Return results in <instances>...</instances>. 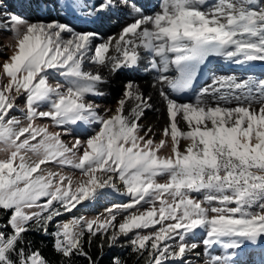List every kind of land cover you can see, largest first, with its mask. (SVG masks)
<instances>
[{
	"label": "snow or ice",
	"instance_id": "6c2138e0",
	"mask_svg": "<svg viewBox=\"0 0 264 264\" xmlns=\"http://www.w3.org/2000/svg\"><path fill=\"white\" fill-rule=\"evenodd\" d=\"M77 6L126 19L105 37L0 0V264H100L115 247L127 256L111 264H242L264 246V78L196 84L211 58L264 62V0ZM141 68L167 116L159 132L143 122L153 96L136 79L114 106L96 102L113 76ZM108 190L126 202L59 219ZM33 233L52 237L58 261Z\"/></svg>",
	"mask_w": 264,
	"mask_h": 264
},
{
	"label": "bare ground",
	"instance_id": "6f19581e",
	"mask_svg": "<svg viewBox=\"0 0 264 264\" xmlns=\"http://www.w3.org/2000/svg\"><path fill=\"white\" fill-rule=\"evenodd\" d=\"M52 1L53 0H47V5H45L44 0H40V6H42L44 10L48 12V15H46L49 16L48 18L58 17L65 22H70L73 26L77 28V30H97L101 33L102 36L105 37L117 33L126 19L124 13L119 10H110L108 12H105L104 14H101L98 18L89 17L88 15H86L87 7L81 8L77 6L79 4H83L85 6L90 7L92 5L98 4L99 0H69V3L73 5L71 8H66L64 6L65 0H56V2L59 3V7H53ZM148 1L149 3L147 1L143 2L142 0H140V2L144 4L146 8H152L156 3V0H148ZM219 64H225L227 67H229L228 69L230 70L232 68L242 69L244 71L249 72V75H253L255 77L256 76L258 77V74L264 73V71H262L264 69V62H252L250 65L238 66L225 62L220 58H216L215 61L212 60V62L209 63L206 67L205 74H207V80H208L207 83H210L209 77L211 73H217L216 66ZM252 72H255L257 75L251 74ZM126 73L127 72H121L120 75L118 73L115 76H113L110 79L109 83L104 86L103 90L106 93L108 92L113 94L114 93L113 89L110 92V86L117 83L119 84L124 83L125 77H127ZM131 76H133L143 86L146 93H151L153 96L152 99L153 109L147 111L144 118L147 120H150L151 118L153 119V115L151 114H156L154 113L157 112L156 109H160V112L157 113L159 114V118L161 120L160 123L164 126L163 123H166L167 116L163 110V104L161 98L159 97L158 92L151 87L154 73L145 72L143 68H141L138 69L136 72H132ZM205 79L206 78H202L198 80V84L196 86L197 89H199L205 84L204 83ZM100 202L101 201L98 202V205Z\"/></svg>",
	"mask_w": 264,
	"mask_h": 264
},
{
	"label": "rangeland",
	"instance_id": "374dc122",
	"mask_svg": "<svg viewBox=\"0 0 264 264\" xmlns=\"http://www.w3.org/2000/svg\"><path fill=\"white\" fill-rule=\"evenodd\" d=\"M35 4H37L36 0H5V5L9 10H14L15 12L22 14L23 16L29 19H35L38 17L36 13H34L35 11L34 9H36V7L35 6L33 7V5ZM26 9H28L27 12L30 10L31 15L28 12L30 16H26V14L25 15L23 14V13H26L25 11ZM21 11L23 13H21ZM8 35L9 33L7 32H0V36L7 37ZM217 72L218 74H230L232 72L234 74H239L240 76L249 75V72L247 71H239L236 69H233L232 71H227L225 69H218ZM251 74L257 75L255 72H252ZM126 75L127 77H125V81L129 78L135 79L134 77L131 76L132 72H127ZM258 75H259V78H264V73H261ZM112 89L114 92L113 94L107 92V95L105 97L98 98L96 102L102 105L114 106L116 99L120 96V94L123 91V83L122 84L117 83V84L110 86V92ZM154 113H156L157 115L150 113L151 115H153V119L151 118L152 120L151 119L147 120L144 118L143 122L145 124H153L155 126V129L159 132V130H162L163 125L160 123L161 120L159 118V114L157 112H154ZM159 126H162V127H159ZM99 201L101 202L98 205ZM111 202H116V203L126 202V198L121 197L119 194L114 193L111 190H108L105 193V195L99 198L97 201L91 202V203H85L83 207L78 206V209L73 210L72 214H65L59 219L67 220V219H70L71 215H77V216L84 215L86 217H93L103 212L104 208L107 207ZM198 250L201 252V259H202L203 258V247L201 246V248ZM222 251H223L222 249L217 247L216 254H221ZM238 260L239 262H242V264H264V246H251L250 245L248 248L244 249V251L238 258Z\"/></svg>",
	"mask_w": 264,
	"mask_h": 264
},
{
	"label": "trees",
	"instance_id": "16d2710c",
	"mask_svg": "<svg viewBox=\"0 0 264 264\" xmlns=\"http://www.w3.org/2000/svg\"><path fill=\"white\" fill-rule=\"evenodd\" d=\"M31 238L36 242V246L42 248V254L49 258L52 261H58V255L54 252L52 248V237L51 236H43L42 234L33 233ZM42 242V243H41ZM93 256L97 255V249L95 247L92 248ZM116 255L127 256L126 250H123L119 247H115L112 249H105V254L100 260V264H111L112 257ZM129 264H131V257H128ZM76 264H88L87 260L83 257L76 258Z\"/></svg>",
	"mask_w": 264,
	"mask_h": 264
}]
</instances>
